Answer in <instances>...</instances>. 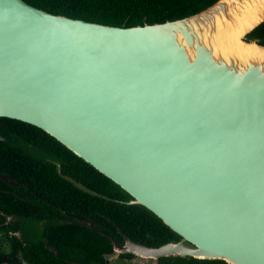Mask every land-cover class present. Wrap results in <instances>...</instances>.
<instances>
[{"label":"water","instance_id":"95a60500","mask_svg":"<svg viewBox=\"0 0 264 264\" xmlns=\"http://www.w3.org/2000/svg\"><path fill=\"white\" fill-rule=\"evenodd\" d=\"M263 22L264 0H217L133 27L0 0V118L42 130L179 237L151 247L113 222L120 243L59 208L110 240L105 259L264 264V46L246 39ZM231 31L258 54L225 48L221 36ZM53 164L77 189L111 200Z\"/></svg>","mask_w":264,"mask_h":264},{"label":"trees","instance_id":"16d2710c","mask_svg":"<svg viewBox=\"0 0 264 264\" xmlns=\"http://www.w3.org/2000/svg\"><path fill=\"white\" fill-rule=\"evenodd\" d=\"M54 15L115 27L163 23L195 14L217 0H24ZM264 46V22L246 36ZM0 173L18 184L0 180V264H110V240L95 230L73 223L68 213L99 223L96 229L122 243L115 222L133 240L158 247L179 237L145 208L127 205L130 196L111 180L72 154L42 130L0 118ZM61 174L111 200L91 196ZM46 201H44V200ZM19 220L5 224L6 216ZM59 220L66 221L61 223ZM19 233L22 243L16 236ZM44 240L57 254L45 247ZM7 247V248H6ZM21 249V255L18 254ZM22 258V260H20ZM130 254L119 261H131ZM158 264H226L220 260L160 258Z\"/></svg>","mask_w":264,"mask_h":264},{"label":"bare ground","instance_id":"6f19581e","mask_svg":"<svg viewBox=\"0 0 264 264\" xmlns=\"http://www.w3.org/2000/svg\"><path fill=\"white\" fill-rule=\"evenodd\" d=\"M251 13L247 11L245 17L243 18V24L244 25H250L249 17L248 14ZM222 33V31H221ZM221 39L224 41V47L227 49H233L234 51L236 50L237 52H240L244 50L246 55L251 56V55H256L258 54L257 49L252 46V45H245L237 36V34L233 33L232 31L227 35V39L221 36Z\"/></svg>","mask_w":264,"mask_h":264},{"label":"rangeland","instance_id":"374dc122","mask_svg":"<svg viewBox=\"0 0 264 264\" xmlns=\"http://www.w3.org/2000/svg\"><path fill=\"white\" fill-rule=\"evenodd\" d=\"M108 260L110 264H138V260H136L135 258L132 259L131 261H127V260L119 261L117 260V256H114V257L109 258ZM145 264H151V262H147Z\"/></svg>","mask_w":264,"mask_h":264},{"label":"flooded vegetation","instance_id":"af4514ba","mask_svg":"<svg viewBox=\"0 0 264 264\" xmlns=\"http://www.w3.org/2000/svg\"><path fill=\"white\" fill-rule=\"evenodd\" d=\"M16 236L19 238L20 242L22 243L23 239H22L21 235L19 233H16ZM18 254L21 255V249H19ZM20 260H22V258H20Z\"/></svg>","mask_w":264,"mask_h":264}]
</instances>
